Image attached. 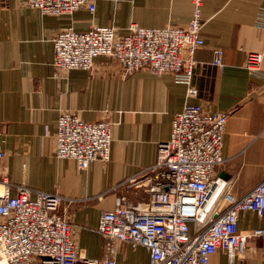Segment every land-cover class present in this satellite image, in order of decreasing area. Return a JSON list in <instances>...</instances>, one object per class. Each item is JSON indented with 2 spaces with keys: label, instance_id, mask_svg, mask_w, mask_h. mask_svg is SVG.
<instances>
[{
  "label": "crops",
  "instance_id": "obj_1",
  "mask_svg": "<svg viewBox=\"0 0 264 264\" xmlns=\"http://www.w3.org/2000/svg\"><path fill=\"white\" fill-rule=\"evenodd\" d=\"M262 10L264 0H202L204 44L191 56L190 86L196 91L191 97L188 86L172 74L140 70L121 75L105 57L94 59L90 71L58 72L52 39L65 29L83 32L92 26L113 27L119 36L131 24L184 27L192 17V0H95L92 13L82 8L70 16L41 15L18 0H0V178L9 180L12 195L17 186H25L78 202L77 208L60 212L86 258L148 264L144 248L101 236L98 220L102 211L114 208L118 196L132 202L147 199L142 187L123 183L154 163L157 144L168 139L174 116L185 106L229 113L221 148L224 163L216 174L230 181V193L240 197L264 179V78L244 66L247 53L264 51V28L258 23ZM215 49L222 51L220 67L212 65ZM61 112L85 122L111 123L108 161H95L82 171L73 160L55 158ZM263 223L264 215L244 212L238 230L248 233ZM259 246L257 239H248L240 258L230 262L220 252L210 264H264Z\"/></svg>",
  "mask_w": 264,
  "mask_h": 264
},
{
  "label": "built area",
  "instance_id": "obj_2",
  "mask_svg": "<svg viewBox=\"0 0 264 264\" xmlns=\"http://www.w3.org/2000/svg\"><path fill=\"white\" fill-rule=\"evenodd\" d=\"M41 15L70 16L95 0H18ZM193 11L184 27L142 28L131 24L119 36L113 27H89L77 32L65 29L52 39L53 66L64 74L90 71L94 59L105 57L118 73L130 75L146 70L152 75L169 73L186 84L188 96L194 51L203 46L202 0H192ZM264 28V10L258 13ZM212 65L222 66V51H213ZM186 55V56H185ZM264 51L249 52L245 68L262 73ZM227 112H208L201 105L185 106L172 122L167 140L157 144L154 163L123 185L142 187L147 199L132 202L125 195L115 199L112 210L102 211L97 232L111 243H130L148 254V264H210V258L225 253L229 261L240 258L248 239H257L264 261V223L248 233L238 230L242 213L264 215V179L250 191L235 197L230 181L216 174L224 163L221 148ZM0 129V165L4 159ZM111 123L85 122L70 112L57 119L54 156L70 159L84 171L95 161L110 158ZM62 207L77 208L78 202L57 193L32 191L0 178V264H116L113 258L89 259L81 255L71 238ZM109 253H115L112 245Z\"/></svg>",
  "mask_w": 264,
  "mask_h": 264
}]
</instances>
